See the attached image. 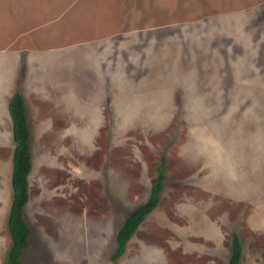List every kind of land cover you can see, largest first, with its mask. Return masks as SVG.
Segmentation results:
<instances>
[{
  "label": "rangeland",
  "instance_id": "obj_1",
  "mask_svg": "<svg viewBox=\"0 0 264 264\" xmlns=\"http://www.w3.org/2000/svg\"><path fill=\"white\" fill-rule=\"evenodd\" d=\"M32 166L21 264H113L114 235L159 203L116 264H264V0H0V264L11 120Z\"/></svg>",
  "mask_w": 264,
  "mask_h": 264
},
{
  "label": "trees",
  "instance_id": "obj_2",
  "mask_svg": "<svg viewBox=\"0 0 264 264\" xmlns=\"http://www.w3.org/2000/svg\"><path fill=\"white\" fill-rule=\"evenodd\" d=\"M7 111L11 120L12 167L10 184L12 198L7 218V231L10 246L6 253V264H21L22 256L29 247L31 229L25 216V207L29 200L28 175L31 171V154L29 129L23 95L15 89L7 103ZM165 152L160 153L155 169V177L150 186L147 199L131 210L118 226L114 235V249L109 255L113 264L125 252L128 240L135 233L147 215L157 206L163 184L166 179ZM242 243L237 233L231 235V250L227 264H240Z\"/></svg>",
  "mask_w": 264,
  "mask_h": 264
},
{
  "label": "crops",
  "instance_id": "obj_3",
  "mask_svg": "<svg viewBox=\"0 0 264 264\" xmlns=\"http://www.w3.org/2000/svg\"><path fill=\"white\" fill-rule=\"evenodd\" d=\"M16 89L19 90V91L21 92V94L23 95V98H24V94L22 93V91H21L19 88H16ZM24 102H25V99H24ZM25 107H26V105H25ZM26 115H27V110H26ZM27 121H28V116H27ZM28 129H29V127H28ZM29 139H30V131H29ZM29 144H30V143H29ZM30 154H31V152H30ZM159 157H160V156H159ZM31 164H32V156H31ZM165 180H166V179H165ZM149 189H150V188H149ZM162 190H163V188H162ZM161 192H162V191H161ZM28 193H29V182H28ZM148 193H149V191H148ZM160 194H161V193H160ZM147 196H148V195H147ZM146 199H147V197H146ZM146 199H145V200H146ZM145 200H144V201H145ZM144 201H143V202H144ZM143 202H142V203H143ZM27 203H28V202H27ZM142 203H141V204H142ZM158 203H159V202H158ZM26 205H27V204H26ZM157 205H158V204H157ZM155 208H156V207H155ZM132 210H133V209H132ZM126 215H127V214H126ZM126 245H127V244H126ZM230 250H231V248H230ZM229 255H230V254H229ZM228 257H229V256H228ZM227 260H228V259H227Z\"/></svg>",
  "mask_w": 264,
  "mask_h": 264
}]
</instances>
